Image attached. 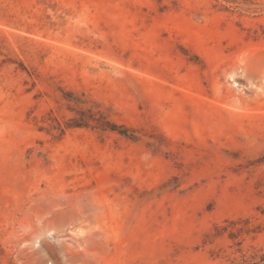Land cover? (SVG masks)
Segmentation results:
<instances>
[{"label": "rangeland", "instance_id": "rangeland-1", "mask_svg": "<svg viewBox=\"0 0 264 264\" xmlns=\"http://www.w3.org/2000/svg\"><path fill=\"white\" fill-rule=\"evenodd\" d=\"M238 218L259 232L206 237ZM238 248H264V0H0V264Z\"/></svg>", "mask_w": 264, "mask_h": 264}, {"label": "trees", "instance_id": "trees-1", "mask_svg": "<svg viewBox=\"0 0 264 264\" xmlns=\"http://www.w3.org/2000/svg\"><path fill=\"white\" fill-rule=\"evenodd\" d=\"M75 103L81 104L80 100H74ZM78 117L72 118L69 123L66 124V128H92L99 129L102 131H112L116 132L122 136H125L130 139H135V136L131 133V130L124 125L113 124L110 121L106 120L103 114L100 111H93L92 109H80L76 111ZM60 132H63L64 129L60 124L57 123V128ZM249 219H230L225 220L224 225H215L213 227L214 233L207 234L206 237L210 238H220L224 234L227 235L228 239L234 242V245L240 246L242 241L239 240V237L242 234L258 233L259 228L249 227ZM253 252L250 254L243 253L241 248L236 250L240 254L239 257H233L228 259L229 264H264V248L255 249L252 248ZM218 255V254H217ZM218 257V256H216Z\"/></svg>", "mask_w": 264, "mask_h": 264}]
</instances>
